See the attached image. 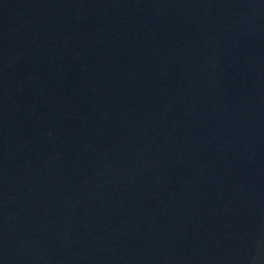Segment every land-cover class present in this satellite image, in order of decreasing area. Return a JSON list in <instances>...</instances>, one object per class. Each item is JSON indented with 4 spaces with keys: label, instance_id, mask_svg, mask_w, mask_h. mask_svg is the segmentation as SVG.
<instances>
[{
    "label": "water",
    "instance_id": "obj_1",
    "mask_svg": "<svg viewBox=\"0 0 264 264\" xmlns=\"http://www.w3.org/2000/svg\"><path fill=\"white\" fill-rule=\"evenodd\" d=\"M0 264H264V0H0Z\"/></svg>",
    "mask_w": 264,
    "mask_h": 264
}]
</instances>
